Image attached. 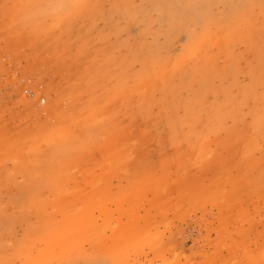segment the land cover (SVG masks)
<instances>
[{"label": "rangeland", "instance_id": "obj_1", "mask_svg": "<svg viewBox=\"0 0 264 264\" xmlns=\"http://www.w3.org/2000/svg\"><path fill=\"white\" fill-rule=\"evenodd\" d=\"M0 264H264V0H0Z\"/></svg>", "mask_w": 264, "mask_h": 264}, {"label": "bare ground", "instance_id": "obj_2", "mask_svg": "<svg viewBox=\"0 0 264 264\" xmlns=\"http://www.w3.org/2000/svg\"><path fill=\"white\" fill-rule=\"evenodd\" d=\"M96 236V234H94ZM45 258V257H44Z\"/></svg>", "mask_w": 264, "mask_h": 264}]
</instances>
